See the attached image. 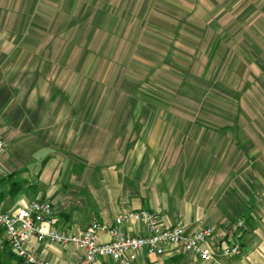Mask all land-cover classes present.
Here are the masks:
<instances>
[{
  "label": "crops",
  "instance_id": "obj_1",
  "mask_svg": "<svg viewBox=\"0 0 264 264\" xmlns=\"http://www.w3.org/2000/svg\"><path fill=\"white\" fill-rule=\"evenodd\" d=\"M208 94L240 106L204 107ZM0 139L5 212L46 201L55 228L75 230L145 210L162 227L213 226L215 245L241 220V253L221 264H264V0H0ZM3 247L0 264H25ZM29 247L52 264L82 258ZM131 264L208 263L169 248Z\"/></svg>",
  "mask_w": 264,
  "mask_h": 264
},
{
  "label": "built area",
  "instance_id": "obj_2",
  "mask_svg": "<svg viewBox=\"0 0 264 264\" xmlns=\"http://www.w3.org/2000/svg\"><path fill=\"white\" fill-rule=\"evenodd\" d=\"M6 149V142L0 139V155ZM127 223L143 224L145 233L136 237L126 235L122 227ZM229 226L236 234L229 237V242L215 245L213 226L201 225L198 229L188 230L178 222L162 227L155 212L125 209L110 225L93 221L83 229L57 230L49 202L31 200L14 212H5L0 207V232L4 234L0 251L6 245L25 264H52L40 259L29 247L31 238L35 237L42 243L67 245L81 251L82 258L76 264H95L99 259L131 264L140 252L162 256L169 248H178L203 263L221 264L220 258L241 253L237 239L243 223L237 220ZM103 235L108 241L100 240Z\"/></svg>",
  "mask_w": 264,
  "mask_h": 264
},
{
  "label": "rangeland",
  "instance_id": "obj_3",
  "mask_svg": "<svg viewBox=\"0 0 264 264\" xmlns=\"http://www.w3.org/2000/svg\"><path fill=\"white\" fill-rule=\"evenodd\" d=\"M163 87H165L163 84H157L156 86H154L151 83H141L137 91L144 93L146 96H150V97L152 96V93H155L154 96H157L155 98V101L157 103L156 107L158 106L160 107L159 103L161 104L164 102H168V99L162 100L158 98V97H164L163 94L161 95V92L169 91L168 88H163ZM147 102L151 103V101L150 102L147 101ZM172 102L174 103V106L186 107L184 104H182V102H178L174 100ZM203 102H204V105H203L204 107L219 108L221 109V111H224L226 113L228 112L230 113L231 109H233L234 107L240 106V103H238V101H232V100L229 101L228 99H219L218 97H212L211 94H208L207 98ZM188 103H189V106L191 107H202V105L195 103L194 100L189 101ZM140 105H142V103H140L139 106Z\"/></svg>",
  "mask_w": 264,
  "mask_h": 264
}]
</instances>
